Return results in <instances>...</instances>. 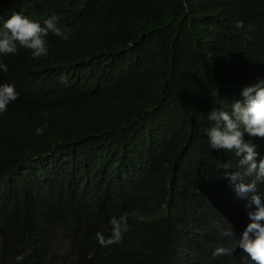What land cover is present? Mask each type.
<instances>
[{"label":"clouds","instance_id":"obj_1","mask_svg":"<svg viewBox=\"0 0 264 264\" xmlns=\"http://www.w3.org/2000/svg\"><path fill=\"white\" fill-rule=\"evenodd\" d=\"M225 6L224 0H180L177 19L194 37L215 28L212 44L223 50V64L198 86L197 97L188 105L186 119L205 109L211 125L207 137L184 141L183 150L193 157L207 147L221 160L214 159L219 176L220 212L229 227L217 223V235L227 239L218 245L214 257L234 256L237 261L224 264H264V29L251 25L252 40L245 42L243 21L238 8L217 17L213 27L209 19ZM253 10L247 6L250 15ZM108 9L99 5L88 11L71 7L70 0H0V129L13 136L12 162L3 160L0 168V264H51L52 253H44L35 242V234L25 232L18 240L2 214L21 210L31 225L51 222L59 233L61 246L57 264H137L128 262L133 227L141 219L138 211L121 209L113 199L109 172L97 170L93 154L78 143L98 146L101 131L72 134L46 129L45 111L32 108L22 113L37 90V72L61 74L76 100L87 93V85L77 82L73 62L77 44L92 42ZM231 20L229 30L221 26ZM219 35V39L216 36ZM104 50V49H100ZM195 82L178 79L174 85L183 93ZM173 100L162 94L157 104ZM138 114L131 107V121ZM58 138L56 139V137ZM196 171V168L194 169ZM27 183L20 191L12 186ZM39 184L61 193L49 202L25 195ZM27 200V202H24ZM181 208H189L179 203ZM5 236L18 241L15 247ZM166 264H199L202 254L193 250L179 253Z\"/></svg>","mask_w":264,"mask_h":264},{"label":"trees","instance_id":"obj_2","mask_svg":"<svg viewBox=\"0 0 264 264\" xmlns=\"http://www.w3.org/2000/svg\"><path fill=\"white\" fill-rule=\"evenodd\" d=\"M179 1L70 0L77 10L88 11L94 5L108 9L93 47L78 42L73 70H65L87 85V93L76 100L61 74L38 70L37 90L21 112L43 109L46 129L67 138L95 128L101 131L96 147L78 143V139L72 144L93 154L97 170L109 172L113 199L119 207L138 211L142 217L133 227L134 243L127 254L128 262L166 264V250L168 260L193 250L203 255L199 264H224V258L228 262L237 260L234 256H213L216 246L227 244L226 238L217 235L216 224L229 227L217 196L224 178L215 170L213 160L220 159L208 147L193 157L182 152L184 141L207 137L211 122L200 107L193 120L186 119V114L197 97L198 86L223 64V50L212 44L217 17L239 7L237 18L244 23L245 42L257 43L249 27L260 24L264 29V0H224L226 7L209 19L216 27L199 37L179 24ZM247 6L255 10L250 15ZM230 26L231 20H227L221 26L222 32ZM180 78L195 82L197 87L177 92L174 85ZM162 94L173 100L157 104ZM132 105L138 110L133 121ZM12 145V134L1 128L0 168L3 160L12 162ZM26 183L21 180L12 189L20 191ZM60 195L46 184H39L25 199L49 202ZM179 203L191 207L181 208ZM2 218L12 226L18 240L25 232L34 233L37 246L44 253H52L51 264H57L62 246L51 222L31 225L21 210L2 214ZM4 242L22 253L14 237L5 236Z\"/></svg>","mask_w":264,"mask_h":264}]
</instances>
